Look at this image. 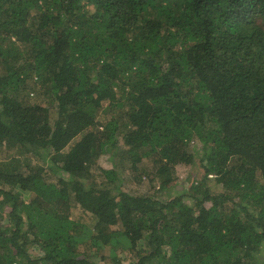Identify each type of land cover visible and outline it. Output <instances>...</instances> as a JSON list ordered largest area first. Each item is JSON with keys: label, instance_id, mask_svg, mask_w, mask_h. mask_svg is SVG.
I'll use <instances>...</instances> for the list:
<instances>
[{"label": "trees", "instance_id": "1", "mask_svg": "<svg viewBox=\"0 0 264 264\" xmlns=\"http://www.w3.org/2000/svg\"><path fill=\"white\" fill-rule=\"evenodd\" d=\"M126 251L264 264V0H0V264Z\"/></svg>", "mask_w": 264, "mask_h": 264}, {"label": "rangeland", "instance_id": "2", "mask_svg": "<svg viewBox=\"0 0 264 264\" xmlns=\"http://www.w3.org/2000/svg\"><path fill=\"white\" fill-rule=\"evenodd\" d=\"M27 99H28V101H30L32 103L35 101H39V102L44 103V105L48 106L51 109V114L56 116L55 104L53 103L51 97L48 96L47 93L43 89L39 88L38 92L32 91L30 94V97ZM102 116H104V115H102ZM119 151L120 150H118L116 152L117 155H121V153ZM120 170H121V159H120ZM120 173H121V171H120ZM183 186L184 185L181 184L177 188V190L182 191ZM211 186L214 188V190L220 191V188L217 187L216 185L213 186V184H211ZM123 188L126 189L127 191L133 192L135 194H153L150 192L147 183H143L141 186H138V187L134 186L131 183H126L123 185ZM155 196L160 197L161 200H166V198H168L167 194H165V193H160V195L159 194L156 195V193H155ZM29 250H30L31 254H33L34 256L35 255L36 256L41 255L39 249L33 245L29 247ZM133 255H134L133 253L128 252V251L122 253L121 258L123 259V263L124 264H130L132 262V259H134Z\"/></svg>", "mask_w": 264, "mask_h": 264}]
</instances>
